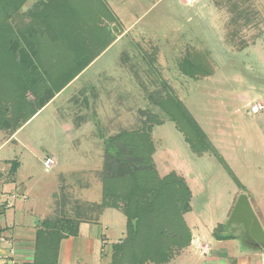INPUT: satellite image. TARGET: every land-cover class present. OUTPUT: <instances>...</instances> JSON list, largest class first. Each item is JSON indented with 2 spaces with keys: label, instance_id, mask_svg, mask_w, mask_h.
<instances>
[{
  "label": "rangeland",
  "instance_id": "1",
  "mask_svg": "<svg viewBox=\"0 0 264 264\" xmlns=\"http://www.w3.org/2000/svg\"><path fill=\"white\" fill-rule=\"evenodd\" d=\"M51 1L26 0L8 16L7 31L28 35L40 26L32 17L34 11ZM103 1L111 18L106 15L99 24L114 45L100 60L27 122L25 115L36 107L39 93L29 94L30 102L19 99L13 106L10 98L16 91L0 92V162L7 160L0 166V183L12 179L14 165L20 163L16 188H26V203L35 205L42 220L40 230L55 226L48 228L51 238L64 231L62 225L94 221L104 210L116 212L110 232L114 236L126 217L120 209L100 206L104 172L114 168L106 153L118 151L120 144L109 140L142 130L153 143L157 174L175 171L188 183L192 210L183 220L189 239L190 231H196L215 245L209 234L224 225L238 237L237 244L254 246L244 225L234 229L240 227V217L233 218V209L238 194L248 200L254 195L264 203L260 181L264 150L256 135L264 131V0ZM84 12L91 20L95 10ZM91 29L90 53L104 42V30ZM189 55L211 75L196 80L183 75L180 66ZM176 102L206 136L200 151L178 129L177 118L170 116L169 112L179 113ZM257 104L263 110L253 113L251 107ZM210 142L247 187L243 193L209 148ZM47 158L53 160L50 168L44 167ZM123 236L119 242L126 237V227ZM257 237L262 235L256 233ZM109 253L112 264V248ZM186 257L182 252L171 264L185 263Z\"/></svg>",
  "mask_w": 264,
  "mask_h": 264
},
{
  "label": "trees",
  "instance_id": "2",
  "mask_svg": "<svg viewBox=\"0 0 264 264\" xmlns=\"http://www.w3.org/2000/svg\"><path fill=\"white\" fill-rule=\"evenodd\" d=\"M25 1L0 0V92L9 95L16 91L10 98L13 106L19 103V99L23 104L30 102L28 95L39 93L36 107L25 115L27 122L113 40L99 24L106 15L111 16L103 0H53L41 10L34 11L32 17L40 26L31 29L28 35L18 36L7 31L8 16L18 11ZM91 8L95 12L90 20L84 11ZM91 27L104 30L103 46L92 53L87 47V34ZM198 63L195 56L189 55L182 60L180 72L194 80L210 76L202 63V66ZM43 73L48 77H41ZM176 105L179 113L169 112L170 116L177 118L178 129L187 136L194 150L200 151L201 144L207 142L204 132L179 102ZM184 123L188 127L183 126ZM109 142L120 144L118 151L113 153L108 149L106 153L114 168L104 172L100 206L120 209L126 217V237L112 245V264H167L177 252L189 245V231L183 215L191 211L190 188L184 177L174 171L162 177L157 174L152 161L154 147L147 132H125ZM209 148L237 187L242 189L214 148L211 145ZM16 168L17 164L14 171ZM48 228L55 226L50 224L38 230L35 254L30 264H58V243L75 234L77 225L67 228L62 225L64 231L52 238ZM212 235L216 240L234 239L224 225L217 226Z\"/></svg>",
  "mask_w": 264,
  "mask_h": 264
},
{
  "label": "crops",
  "instance_id": "3",
  "mask_svg": "<svg viewBox=\"0 0 264 264\" xmlns=\"http://www.w3.org/2000/svg\"><path fill=\"white\" fill-rule=\"evenodd\" d=\"M113 45H110L96 57L81 74L100 60ZM256 135L259 140L258 143L264 150V131L259 130ZM248 138L250 139L251 137L248 136ZM212 148L214 147L212 146ZM216 153L218 154L217 151ZM218 155L222 158L220 154ZM222 160L224 161L223 158ZM5 161L0 162V166ZM224 163L226 164L225 161ZM19 166L20 163L16 172ZM16 172L12 179L0 183V264H5L6 261H13V264L32 263L35 254L36 235L42 222L41 218L37 216L35 205H27L26 203L28 200L27 196L24 195L26 188H16ZM177 174L180 175L179 173ZM260 181L264 191V174H261ZM241 186L242 189H238L243 193L245 189L247 190V187L245 188L242 184ZM240 195L242 194H238L237 197ZM248 201L258 220L260 231H258L257 235H262V237L256 238L249 234L251 236L249 239L254 246L247 248L237 244L238 237L232 231L230 234L234 239H215V245H210L208 235L198 236L196 231H190L189 245L179 251L167 264H171L182 252L187 254L185 263L182 264H201L199 257H203V262L211 264H228L230 261L233 264H264V203H261L260 198L254 195ZM115 222L116 212L104 210L98 219L80 223L75 229V234L68 235L59 241L57 249L58 264H108L111 245L119 242L124 237L123 233L126 227V221L125 223L120 222V228L117 229L118 232L111 236L110 232L113 231ZM238 224L240 227L233 226L234 229L243 227H241L242 224L239 222ZM213 230L209 234L210 237H213ZM225 241L229 245L224 244ZM10 250L13 252L11 253Z\"/></svg>",
  "mask_w": 264,
  "mask_h": 264
},
{
  "label": "water",
  "instance_id": "4",
  "mask_svg": "<svg viewBox=\"0 0 264 264\" xmlns=\"http://www.w3.org/2000/svg\"><path fill=\"white\" fill-rule=\"evenodd\" d=\"M236 214H238L240 217L239 223L246 227L248 233L252 237H256V233L260 231L258 220L249 204L247 197L243 194L240 195L236 201L233 209V218Z\"/></svg>",
  "mask_w": 264,
  "mask_h": 264
},
{
  "label": "built area",
  "instance_id": "5",
  "mask_svg": "<svg viewBox=\"0 0 264 264\" xmlns=\"http://www.w3.org/2000/svg\"><path fill=\"white\" fill-rule=\"evenodd\" d=\"M186 4H192L193 2H195L196 0H184ZM263 110V106L262 105H253L251 107V111L253 113H258L260 111ZM53 165V160L51 158H47L45 161H44V167L45 168H50L51 166ZM10 252L12 253L13 251L10 250ZM5 264H13V261H6Z\"/></svg>",
  "mask_w": 264,
  "mask_h": 264
}]
</instances>
